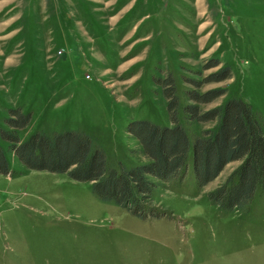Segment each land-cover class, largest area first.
Wrapping results in <instances>:
<instances>
[{"label": "rangeland", "instance_id": "obj_1", "mask_svg": "<svg viewBox=\"0 0 264 264\" xmlns=\"http://www.w3.org/2000/svg\"><path fill=\"white\" fill-rule=\"evenodd\" d=\"M221 68L230 78L196 90L225 94L201 110L239 97L264 132V0H0V145L9 160L0 264H264V194L233 211L209 198L239 161L202 188L192 168L182 182H159L152 199L163 216L143 219L100 200L91 182L27 167L2 134L20 108L31 113L21 140L78 130L115 167L147 163L127 126L172 125L156 79L172 72L184 106L195 89L188 79ZM180 116L190 137L215 126Z\"/></svg>", "mask_w": 264, "mask_h": 264}, {"label": "trees", "instance_id": "obj_2", "mask_svg": "<svg viewBox=\"0 0 264 264\" xmlns=\"http://www.w3.org/2000/svg\"><path fill=\"white\" fill-rule=\"evenodd\" d=\"M218 65L215 60L209 68ZM230 76L228 69L221 68L203 80L188 79L195 89L186 92L192 103L184 106L172 72L156 79L167 100L172 125L148 120L129 123L127 131L140 140L150 159L137 166L111 165L103 149L83 131H36L21 140L17 129L27 127L31 113L25 114L20 108L11 110V117L7 119L10 128L2 130V134L10 142L9 150L27 167L68 173L76 181L91 182L92 191L100 200L113 202L143 219L163 216L152 199L159 182H182L192 168L195 181L202 188L215 180L226 165L239 161L226 183L211 192L209 198L223 210L242 209L258 192L264 194L262 123L252 105L239 97H231L222 105L203 111L200 103L213 102L225 92L196 90L204 83L224 81ZM181 112L188 121L215 122V126L190 137L181 121ZM8 172L7 152L0 145V173Z\"/></svg>", "mask_w": 264, "mask_h": 264}]
</instances>
